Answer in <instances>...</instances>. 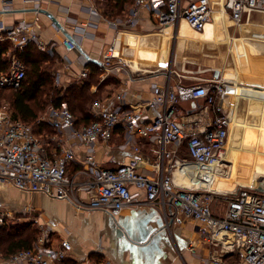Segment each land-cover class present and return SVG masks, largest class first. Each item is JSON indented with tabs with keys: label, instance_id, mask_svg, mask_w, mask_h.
I'll list each match as a JSON object with an SVG mask.
<instances>
[{
	"label": "built area",
	"instance_id": "obj_1",
	"mask_svg": "<svg viewBox=\"0 0 264 264\" xmlns=\"http://www.w3.org/2000/svg\"><path fill=\"white\" fill-rule=\"evenodd\" d=\"M221 1L238 25L244 24L245 16L249 21L252 13H264V0ZM142 8L152 10L163 28L184 19L194 33L204 32L214 13L212 0L187 4L184 0H133L128 18L131 24ZM6 9L0 11V52L5 42H10L13 50L8 71H0V90H17L27 74L19 56L25 47L35 43L50 55L55 52L29 19L6 24ZM62 42L69 51L77 48L69 37ZM114 47L111 44L101 58L108 71L128 65ZM88 73L85 68L79 76L86 78ZM55 83L61 86L58 73ZM153 90L151 104L161 107L154 119L146 121L141 109H127L122 104L98 111L97 102L94 112L98 119L81 126L66 102L50 105L34 122L26 123L14 117L0 96V189L13 186L22 192L67 200L78 210L103 211L112 217L125 209H159L168 229L187 221L201 224L202 240L208 248L202 264H264V187L242 184L232 190L220 189L210 178L219 167L222 172L229 170L226 152L231 120L221 104L224 82L212 78L192 85L173 84L170 74L165 84H157ZM197 98H204L205 104L178 116L181 102ZM118 99H122L120 94ZM119 126L123 127L122 147L139 151L138 141L146 140L153 158L152 173L141 171L137 158L115 168L102 165L98 150L111 145ZM77 147L85 150L84 156H79ZM14 219L10 208L0 206V241L3 228ZM40 231L31 248L7 257L0 249V264H65L73 250L70 240L56 237L50 226ZM189 249L194 251L193 245Z\"/></svg>",
	"mask_w": 264,
	"mask_h": 264
},
{
	"label": "crops",
	"instance_id": "obj_2",
	"mask_svg": "<svg viewBox=\"0 0 264 264\" xmlns=\"http://www.w3.org/2000/svg\"><path fill=\"white\" fill-rule=\"evenodd\" d=\"M108 1L96 0L92 4L88 0H0V11L7 8L3 20L8 25L22 18L29 19L42 40L54 46L57 73L60 75L61 87L65 90L87 79L79 76L85 68L89 76L92 72L97 75L98 81L91 85V91L97 95L90 105V111L96 118L98 115L94 112V105L98 102V111L122 104L127 109H141L146 121L154 119L161 112L160 106L151 104L154 86L165 84L170 74L173 84L180 82L192 85L212 78L222 80L225 94L221 102L224 99L226 110L230 109L228 102L234 101L228 88L233 83L242 82L236 81L242 80L244 76H255L256 79L238 87V98L243 96L238 93L239 90L264 92V68L241 67L231 72V68L216 65L215 60L209 58L213 56L212 52L225 46L228 53L237 49V55L242 60L248 42L255 47L264 45L259 38H253L254 32L248 27H244V31L251 33V36L244 34L241 39L231 37L228 28L234 21L229 13L228 18L219 11L223 6L221 0H212L214 12L218 13L202 34L194 33L184 19L163 28L157 16L148 8L140 9L135 23L131 24L128 18L133 0ZM184 1L187 4L191 0ZM116 4L123 5L122 10L116 9ZM38 5L41 7L38 8ZM51 16L56 19L53 20ZM54 21L60 24L61 31L54 25ZM68 35L77 44V48L71 51L62 42ZM251 41H254L253 44ZM6 44L8 48L4 55L10 57L13 46L10 42L2 46ZM111 44H114L117 56L128 63L125 68L108 71L102 67L101 58ZM119 94L122 99H118ZM249 95L261 103L260 109L254 107L253 111L262 115V121L253 124L239 121L234 106L232 116L237 122L231 137L235 134L241 142H228V158L233 162V168L225 171V176L228 178L233 174L235 177L225 181L222 178L224 176L216 175L213 186L230 189L239 180L242 181L240 178H244L250 171L243 163L246 158H243V150L250 152L247 158L253 161L252 165L248 163L249 168H253L251 177L259 178L264 174V99ZM203 104L204 98L183 101L177 106V114L181 117L192 110H198ZM228 114H231V109ZM123 140V127L119 126L111 145L102 146L98 150V159L102 165L115 168L131 158H137L140 160L138 168L152 173L153 158L146 140L138 141L141 146L139 151L132 146L122 147ZM77 151L79 156L85 155L83 148L77 147ZM239 167L245 169L239 171ZM0 191L13 193V196L5 198L1 195L5 202L3 206L11 209L17 205L20 211L28 207L35 209L41 213L45 224L54 229L56 237L59 232V236L70 240L73 250L67 264H70V260L78 261L79 264H202L201 258L208 251L200 233L201 224L187 221L180 225L173 224L168 229L159 209H125L118 217H112L103 211L78 210L67 200L22 192L13 186ZM191 245L194 251L189 249Z\"/></svg>",
	"mask_w": 264,
	"mask_h": 264
},
{
	"label": "trees",
	"instance_id": "obj_3",
	"mask_svg": "<svg viewBox=\"0 0 264 264\" xmlns=\"http://www.w3.org/2000/svg\"><path fill=\"white\" fill-rule=\"evenodd\" d=\"M122 7L123 5L116 4V9L122 10ZM112 11H114V6H112ZM7 48L6 44L0 52V71L4 72L8 71L10 65V57L4 55ZM19 56L27 66V74L22 87L17 90H0V96L8 102L15 118L32 123L42 114L44 111L42 106L45 104L60 106L67 102L75 114L78 126L90 124L98 119L90 111V105L95 101L97 95L91 91L93 82L98 81L94 72L90 76L88 75L83 82L74 83L66 90L63 87L58 89L53 86L55 70H52V65L57 61L55 55H50L39 49L35 43H30ZM40 96H47V99L42 101ZM12 223L7 224L1 234L0 249L5 257L33 247L41 232L39 229H35L28 234L19 233ZM67 263L69 261L65 262V264ZM70 264H79V262L70 260Z\"/></svg>",
	"mask_w": 264,
	"mask_h": 264
},
{
	"label": "rangeland",
	"instance_id": "obj_4",
	"mask_svg": "<svg viewBox=\"0 0 264 264\" xmlns=\"http://www.w3.org/2000/svg\"><path fill=\"white\" fill-rule=\"evenodd\" d=\"M217 13L218 12H215L213 14V17ZM244 22H245L244 26H240L234 22L229 26L228 31H230L231 37L241 38V37H243L244 34L251 36V33H247L244 31V27L250 28L252 32L264 33V26H263L264 25V13L254 12L251 15L250 22H248V24L246 25L247 20L245 19V17H244ZM256 24H259V25H256ZM260 41L264 42V40H260ZM234 42L236 43L235 39H234ZM239 42L240 41H237V43H239ZM251 42L253 44L254 41H251ZM234 46L236 47V45H234ZM244 54H245V56L242 57V60H241V58H239V56L237 55L235 49L231 53H228V49L225 46H222L219 49H216L214 52H212L211 55H213V56H210L209 58L215 60L216 65L226 67V68H231V70H230L231 72H234L235 69H238L241 67L253 68L254 66H258L260 68H264V45L255 47L253 45L250 46V43L248 42V44L244 47ZM57 65H58L57 61L54 63V65H52V70H55V74L57 73V69H58ZM251 79H256V77L251 76L250 78H245V76H244V77H242V80L238 79L239 81H236V82H240V81H242V82H240L239 84L233 83V85L228 88V92L230 93L231 98L233 97L232 99H234L233 102L232 101L228 102V106L231 109V115L234 114L233 108L236 105V113H237V118L239 119V121H241V122L244 121V122L249 123V124L258 123V122L262 121V118L260 119V116H262V115L259 112L253 111V110H255L254 107L259 110L261 103L254 101V99H252V97L249 94H251L257 98H263L264 99V92H254L252 89H251V91L250 90L249 91L239 90L238 93L243 94V96L238 98V95H237V89H239L238 87L239 86H245L246 82L251 81ZM53 86H55L58 89L62 88L61 86L56 85L55 79H54ZM234 95H235V98H234ZM40 98L42 101H44L47 99V96H42V97L40 96ZM50 105L51 104L48 103V104H45V106H42L43 107L42 109L44 110L43 112H45L49 108ZM230 109L227 111L230 112ZM233 128L234 129L236 128V127H234V123H233V126H231L228 142L229 143H230V141L233 142V140H235L234 142H241V141H239L240 140L239 137H236L235 134H234L233 138L231 137L232 133H234V131H235ZM242 153L244 155L243 158L246 157V158H244L243 163L245 165H247V168L250 171L247 173L249 175H247V174L245 175L247 178L244 176V178H240V179L243 181H246V183H247L248 181H251V176H252L251 173L253 172V170H252L253 168H251V166L249 168L248 163L250 162V164L252 165L253 161L252 160L249 161L247 158L249 156L250 152L243 150ZM228 163H229V166H228V169H229L232 167L233 162L229 161ZM240 169H243V168L239 167V171H240ZM230 176H228V178L227 177H222V178H224V180L227 181V180H230V178H233L234 175L232 174ZM252 185H254V184H252ZM1 195L3 198H5L8 195L13 196V193L9 192V191L2 193V191H0V206H3V204H5V202H4L3 198L1 197ZM213 206L216 207L215 203H213ZM12 207L13 208H11V210L14 213L15 219L11 220L10 222L14 221L12 223V225H14L16 227L17 232L23 233V234H26V233L28 234V232H31L32 230H35V229L41 230V228L43 226H47L43 220V217L40 216L41 213L37 212L35 209L33 210L32 208L28 207V208H25V210L20 211L18 209L20 206L14 205ZM59 235L60 234L58 232L57 237H61Z\"/></svg>",
	"mask_w": 264,
	"mask_h": 264
},
{
	"label": "bare ground",
	"instance_id": "obj_5",
	"mask_svg": "<svg viewBox=\"0 0 264 264\" xmlns=\"http://www.w3.org/2000/svg\"><path fill=\"white\" fill-rule=\"evenodd\" d=\"M220 12H223L224 14H226L227 16H228V14H227V12L225 11V9H224V6H222V8L219 10ZM215 13V12H214ZM213 13V14H214ZM212 18H213V16H212ZM228 18H229V16H228ZM212 21V20H211ZM210 21V22H211ZM210 22H208V24L210 23ZM233 22V21H232ZM248 22V21H247ZM208 24L206 25V28H207V26H208ZM264 26V25H263ZM206 28H205V30H206ZM204 30V31H205ZM246 30H248V29H246ZM203 33V32H202ZM202 33H198V34H202ZM261 35V33L260 32H254L253 33V38L254 37H256V38H259L260 40H264V38H261V37H263L262 35H261V37H258V35ZM241 39V38H240ZM236 53H238L237 52V49H236ZM222 106H223V108H224V110H225V112H227V113H229V111H227L226 110V108H225V106H224V99H223V101H222ZM230 120H231V126H233V123H234V126L236 125V122H237V120L230 114ZM229 141V140H228ZM226 157H227V159L229 160V161H231L229 158H228V144H227V152H226ZM232 168H233V166L231 167V170H232ZM245 169V168H244ZM243 169V170H244ZM259 170V169H258ZM218 171L219 172H217V174H215L214 173V175H213V177H212V174L210 175V178H216V175H217V177L219 176V177H221V176H224V177H226L225 175H226V173L225 172H222V168L221 167H219L218 168ZM226 172L228 171V170H225ZM230 174V173H229ZM228 174V175H229ZM227 175V176H228ZM232 175V174H231ZM231 177V176H230ZM234 178V177H233ZM224 179V178H223ZM231 179V178H230ZM238 179V178H237ZM242 184H245V185H248V184H254V185H256V186H261V187H264V174L262 175V177H259V178H252L251 177V181H248L247 183H246V181H238L235 185H234V187L233 188H230V189H228V190H232V189H234V188H236L237 186H239V185H242ZM214 187H218V188H220V189H222L221 187H219L218 185H216V186H214Z\"/></svg>",
	"mask_w": 264,
	"mask_h": 264
},
{
	"label": "water",
	"instance_id": "obj_6",
	"mask_svg": "<svg viewBox=\"0 0 264 264\" xmlns=\"http://www.w3.org/2000/svg\"><path fill=\"white\" fill-rule=\"evenodd\" d=\"M43 11H44L45 13H47L46 10H43ZM51 17L53 18V20L56 19V18H54L53 16H51ZM54 22H55V25H56L58 28L62 29V27L60 26V24H58L56 21H54ZM68 37L71 38L73 41H75V40L73 39L72 36H69V35H68ZM235 191H236V190H235ZM142 210L144 211V210H146V209H142ZM142 210H141V211H142ZM98 212H101V211H98Z\"/></svg>",
	"mask_w": 264,
	"mask_h": 264
}]
</instances>
